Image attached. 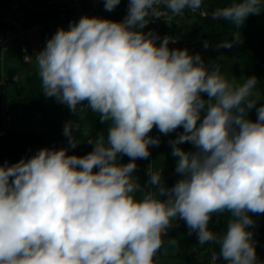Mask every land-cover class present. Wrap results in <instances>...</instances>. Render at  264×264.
<instances>
[{
	"label": "clouds",
	"instance_id": "9594fccd",
	"mask_svg": "<svg viewBox=\"0 0 264 264\" xmlns=\"http://www.w3.org/2000/svg\"><path fill=\"white\" fill-rule=\"evenodd\" d=\"M120 3L104 0V8ZM161 4L178 16L200 9L202 0H128L122 21L81 16L36 53L46 97L76 115L86 101L100 123L110 124L106 137L86 140L94 145L86 155L43 147L0 163V264H155L162 236L177 220L201 245L219 244L227 264H264L249 230V213L264 214V104L250 99L258 79L230 82L199 53L170 49L173 37L142 31L162 17ZM261 11V0H233L211 15L240 28ZM240 43L236 32L216 47ZM154 127L164 135L183 129L168 141L180 175L171 187L151 164L144 186L133 178L135 161L160 144L149 135ZM78 128L70 120L63 128L73 149ZM184 143L195 150L185 151ZM118 154L131 162L119 163ZM224 213L225 229L210 230L212 216Z\"/></svg>",
	"mask_w": 264,
	"mask_h": 264
},
{
	"label": "trees",
	"instance_id": "16d2710c",
	"mask_svg": "<svg viewBox=\"0 0 264 264\" xmlns=\"http://www.w3.org/2000/svg\"><path fill=\"white\" fill-rule=\"evenodd\" d=\"M232 2L233 0H202L201 8L198 9L196 14L199 22L195 28H188L187 25H182L175 19L171 22L162 23V27L164 30L175 33L181 39H187L197 45L206 39L213 41L219 38L218 43L224 40H231L233 34L239 32L242 37V43L234 45L232 48H222V50L226 57L238 59L243 63L246 80L253 75L257 77L258 83L255 88L260 90L264 96V11H261L259 15H250L240 28H236L223 19L212 18L211 13L214 10L228 6ZM261 3L264 6V0H261ZM67 7L68 3L57 5L48 3L38 12L32 14L31 17L24 19L23 22L25 25L31 26L36 21L40 22L44 18L57 15L60 11L67 9ZM127 7L128 0H121V3L113 11L109 12L104 8V0L102 4L105 17L113 21H122L127 15ZM34 18L36 20L33 22ZM0 27L7 31L9 22L0 21ZM149 30L151 29L147 26L142 31L146 33ZM154 33L161 38L158 32ZM160 42L158 40L157 44ZM9 83L8 79H3V82H0V119H2V93L3 91L5 92ZM203 98L207 99L206 94H204ZM5 100H7L12 119L35 120L41 126V129L38 131L7 130L5 135L0 136V163L4 161L15 163L21 158H30L37 150L43 147H54L56 149L68 147L69 155L83 156L91 152L94 147V145L87 143V139H95L98 134L107 136V128L110 122L100 123L99 114L92 112L88 108L86 101L83 109L78 107V114L76 115L66 105L58 102L55 97H46L43 93L38 68L28 76L25 82H21L17 95H9ZM248 118L253 121L256 119L255 115L250 112L248 113ZM69 120L73 124L79 125V128L73 132L75 139L79 142L74 149L68 146L67 137L63 135L64 125ZM182 131L183 129L179 128L168 135L158 132L160 144L155 153V167L163 171L162 178L167 187L173 186L180 178V175L175 172L177 158L171 156L172 148L168 141L175 139ZM160 145L163 146V150L159 149ZM180 147L185 151L195 150L190 143H184ZM128 158L122 155L119 163L124 164ZM137 162L138 166L133 175L138 174L142 179L146 169V160L139 159ZM94 171L96 170L94 169ZM145 191L147 190L135 193L136 198H142ZM249 215L255 221V224L249 230L254 233L253 239L256 241L257 258L260 261H264V214L249 213ZM228 218H230V213H224L222 228L217 230L211 228L210 230L218 233L222 232L226 227ZM188 233L189 231L182 230L167 234L175 240V244L178 243L175 248L176 252L172 255L177 259V264H212V254L214 252L220 253V245L214 242L201 245L198 242L196 233L193 232L191 235ZM193 251H196L194 256L191 255ZM219 264H227V261L219 262Z\"/></svg>",
	"mask_w": 264,
	"mask_h": 264
},
{
	"label": "rangeland",
	"instance_id": "374dc122",
	"mask_svg": "<svg viewBox=\"0 0 264 264\" xmlns=\"http://www.w3.org/2000/svg\"><path fill=\"white\" fill-rule=\"evenodd\" d=\"M18 1L22 3L21 7H18ZM72 1L73 0H0V21H6V23H8L15 19L24 20L31 17L32 14L38 12L48 3H54L57 5ZM35 20L36 18L33 19V22ZM177 21L179 23L185 22L183 24H188L190 28H195L199 22L198 16L195 13L186 17L179 16ZM38 23L39 21L34 22L33 27L27 30L25 36L19 34L13 35L9 32V29L6 31L7 35L11 38L8 49L4 51L3 54L0 53V77L2 76L3 79H8L10 83L7 85L5 92L3 91L2 93L3 101L1 100V107L7 103V100H5L7 96L17 95L21 82H25L28 76H30V74L38 68L36 64V53L45 47L46 40L48 39L42 37V31L41 28H39ZM3 32L5 31H1L0 29V33ZM218 40L219 38L214 39L213 41L210 39L204 40L198 45V53L201 55L206 64L212 62L213 64L218 65L221 74L224 75L230 82L242 85L246 81L243 63L238 59L226 57L222 48L216 47ZM205 41H208L210 45L207 49L204 47ZM24 42L28 44L27 50L30 53L29 61H24L22 58ZM15 75L19 76L20 81H11V78ZM250 99L258 101L256 107L264 104V96L261 94L260 90L256 88L253 89V95ZM250 113L254 114L255 117L257 116L255 108H253ZM6 129L16 131H38L41 129V126L35 120L14 118L6 122ZM159 149L163 150V146L160 145ZM121 157L122 154H118V162ZM138 160L139 159L135 161L137 166ZM129 162H131L130 158H128L124 164ZM223 223L224 214L219 216L213 215L209 228L214 230L220 229L222 228ZM182 230L189 231L183 220H177L175 222V226L167 230V233L162 236L164 241L163 249L162 252L157 253V256L155 257V264H177V259L172 255L175 254V248L178 246V243H172L171 241L174 239L172 237L170 238L167 234L169 232H179ZM212 264L219 263L212 262Z\"/></svg>",
	"mask_w": 264,
	"mask_h": 264
},
{
	"label": "built area",
	"instance_id": "2783aa9c",
	"mask_svg": "<svg viewBox=\"0 0 264 264\" xmlns=\"http://www.w3.org/2000/svg\"><path fill=\"white\" fill-rule=\"evenodd\" d=\"M102 4L103 0H73L72 2L68 3L67 9L60 11L57 15H53L47 18L42 19L38 26L41 28L42 31V37L43 38H50L58 28H65L67 29L69 26V23L71 21H77L80 19L81 16L87 15V16H96L107 19L105 17V14L102 10ZM158 9L163 13L162 17L158 19H152L150 23L148 24L149 29L153 30L154 32H158L161 35V39L168 35L170 37H173L176 42L169 43V48H179L184 49L187 48L189 50L190 54H196L198 53V45L194 42H191L187 39H181L178 37L175 33L171 31L164 30L162 27V23L165 22H171L174 19L177 20L179 16L186 17L188 15H191L193 13L197 14L198 10L192 11L191 9H185L182 15L175 16L171 13L170 10H167L163 4L157 6ZM202 13H204L202 11ZM33 25L28 26L25 25L23 20L15 19L11 20L9 22V31L13 34H19L25 36L27 30L29 28H32ZM10 36L7 35L6 32L0 33V53L3 54L4 51H6L9 47L10 43ZM28 44L23 43V54L22 58L24 61L30 60V53L28 52ZM3 82V79L0 81ZM80 109H83L85 107V102L83 105H78ZM12 120V117L9 113V106L6 103L4 106H2V120L0 122V136H3L7 133L6 129V122ZM158 130L154 127L152 132L149 133L152 137H157ZM159 146H150V156L148 159H146V169L144 173V178L141 179V177L138 174H135L133 178H138L139 182L142 186L146 184V181L149 179L147 175V169L148 166L151 164V170L156 172L160 171V169H157L155 167V153L157 152ZM144 182V183H143Z\"/></svg>",
	"mask_w": 264,
	"mask_h": 264
},
{
	"label": "water",
	"instance_id": "95a60500",
	"mask_svg": "<svg viewBox=\"0 0 264 264\" xmlns=\"http://www.w3.org/2000/svg\"><path fill=\"white\" fill-rule=\"evenodd\" d=\"M18 80H19V76H17V75H15V76H13V77L11 78V81H12V82H16V81H18ZM195 254H196V251L191 252V255H192V256H194ZM219 256H220V253L214 252V253L212 254V260H213V262H215V263L225 262V261L223 260V258H222V257H219Z\"/></svg>",
	"mask_w": 264,
	"mask_h": 264
},
{
	"label": "crops",
	"instance_id": "0c3cea01",
	"mask_svg": "<svg viewBox=\"0 0 264 264\" xmlns=\"http://www.w3.org/2000/svg\"><path fill=\"white\" fill-rule=\"evenodd\" d=\"M18 7H21V2H20V1H18ZM183 23H185V22H183ZM183 23H180V24H182V25H187V27L190 28V27L188 26V24H183ZM0 29H1V31L3 30V31L6 32V30H4L3 28L0 27ZM9 32H10V31H9ZM11 40H12V39H11ZM162 249H163V247L161 248V251H159V252H162Z\"/></svg>",
	"mask_w": 264,
	"mask_h": 264
}]
</instances>
